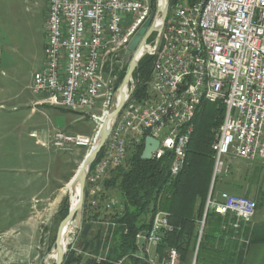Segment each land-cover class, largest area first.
<instances>
[{"label":"built area","instance_id":"obj_1","mask_svg":"<svg viewBox=\"0 0 264 264\" xmlns=\"http://www.w3.org/2000/svg\"><path fill=\"white\" fill-rule=\"evenodd\" d=\"M47 1L45 65L32 76L30 91L42 104L84 113L94 122L92 135L56 130L51 137L58 151L85 148L89 152L100 125L116 106L120 86L114 72L116 57L127 51L161 1ZM155 22H161L160 15ZM162 38L165 45L160 51ZM141 52L153 57L149 92L137 98L128 86L126 104L88 172L83 203L110 213L123 208L120 200L106 195L104 183L147 137L160 145L152 158L160 160L170 153L171 173L178 174L194 130L192 121L203 102L225 109L212 146V184L228 157L264 164V0L170 2L160 35ZM132 84L136 89L134 78ZM209 211L237 218L238 229L240 222L250 223L258 210L252 198L213 194L212 189L200 237ZM171 229L168 214L158 212L138 255L157 264L153 250ZM179 260L180 254L171 249L160 264H179Z\"/></svg>","mask_w":264,"mask_h":264},{"label":"trees","instance_id":"obj_2","mask_svg":"<svg viewBox=\"0 0 264 264\" xmlns=\"http://www.w3.org/2000/svg\"><path fill=\"white\" fill-rule=\"evenodd\" d=\"M176 1L192 5L198 0ZM156 36L157 34H153L148 43L153 42ZM152 64L153 57L149 55L140 61L133 74L136 84L134 97L141 98L149 92ZM126 72L127 67L119 73L118 85L123 81ZM224 114L223 105L201 103L192 121L194 130L187 147L185 166L177 175L171 174L170 153L160 160L142 158L145 142L136 149L124 166L109 174L104 188L106 191H117L123 208L110 213L101 207L90 214L85 208L83 225L89 223L90 230L83 236L84 243L81 248L84 251L99 256L103 240L102 227L96 226L97 230L92 234L94 224L98 221L112 224L108 228L111 246L106 259L99 262L89 259L87 264H147L138 255V235L151 230L158 212L168 214V222L172 228L166 232L162 243L157 247L160 261L171 249H175L180 254V264H190L195 254L196 264H240L250 245L264 242V235L262 237L257 234L260 231H257L255 224L240 222L237 229L234 227L237 221L235 217L221 216L209 211L197 246L198 226L203 221L214 172L215 152L212 146L218 138L216 129L222 124ZM243 161L251 166H239L240 173L229 166L217 175L213 194L222 189H232L239 195L251 197L262 180L264 164L260 160ZM71 175L73 177L74 173ZM256 195L254 200L257 210H260L264 207V191L259 190ZM84 207H87L86 203ZM58 213L61 215L62 212ZM59 218L63 219L64 214ZM261 227L264 225L259 226ZM68 258L64 264L79 263L83 259L72 251Z\"/></svg>","mask_w":264,"mask_h":264},{"label":"rangeland","instance_id":"obj_3","mask_svg":"<svg viewBox=\"0 0 264 264\" xmlns=\"http://www.w3.org/2000/svg\"><path fill=\"white\" fill-rule=\"evenodd\" d=\"M3 3L0 4V42L3 52L0 59V103L3 105L0 107V264H46V258L56 249L58 229L68 216L69 195L71 194L72 197L74 195V189H67V185H69L67 181L72 179L70 174L76 173L88 150L79 148L70 152L61 151L64 152V159L61 157L60 161L64 160V163H69L58 167V174L61 175L64 172L65 177L61 182L63 188L54 195H50L48 198L37 197L30 202H11L9 195L6 198L7 194L14 193L19 186L20 179L25 176L18 168L32 165L29 163L34 157L28 156L27 153L23 154L25 149L31 145L29 143L24 145L25 140L21 139L20 135L26 137L39 119L28 120L29 110L19 108L17 111H12L11 104L23 102L28 98L35 99L29 86L32 76L39 70L41 61L44 59V45L47 36L45 23L48 20L49 5L47 0H3ZM131 58L132 56L126 59V52H120L115 60L117 63L114 65V72L119 75L123 68L127 67L128 69ZM117 69L118 71H116ZM8 98L13 99L7 100ZM40 109L46 115H51L54 118L58 114L54 112L55 109L47 107ZM77 114L84 118L77 125L85 127L86 132H91L94 127L92 120L87 119L89 117L84 113ZM40 116L41 120L45 122L46 119L42 112ZM57 117L56 124L59 128H64L67 118L61 114ZM220 126L216 129V137L219 135ZM75 131L77 129L71 131L72 134H75ZM35 159L36 166L40 164L41 167H47V170L56 169V159H51L43 152L37 154ZM61 164L63 165V163ZM233 165L251 166L242 159L228 157L224 161V170ZM27 179L29 182L32 178L27 176ZM210 185L211 188L214 186L212 183ZM259 190L264 191V172L260 185H257L256 190L248 198L256 199V193L258 194ZM105 193L113 195L118 200L121 198L116 190H105ZM86 206L82 211V225L77 228L76 234L69 242L64 262L71 251L76 256L83 258L79 263L73 264H87L89 259H106L109 252L111 246V234L108 229L111 223L109 222L98 221L94 224L92 234L96 232L98 226L102 227L103 240L99 256L92 255L78 247L79 239H84L82 235L84 210L86 208L88 214L95 211L91 210L88 203ZM59 211L62 212L61 215L64 214L63 219L59 218L61 216ZM24 214L27 217L22 219ZM250 223L254 224V219ZM194 260L195 256L193 264Z\"/></svg>","mask_w":264,"mask_h":264},{"label":"crops","instance_id":"obj_4","mask_svg":"<svg viewBox=\"0 0 264 264\" xmlns=\"http://www.w3.org/2000/svg\"><path fill=\"white\" fill-rule=\"evenodd\" d=\"M1 3H3V0H0V4ZM3 5L5 4L3 3ZM46 23H45V29H46ZM46 40H47V36H46ZM45 46H46V43L44 45V59H42L41 61L39 70H41L45 65ZM2 56H3V52H2V45L0 42V59L2 58ZM29 89H30V86H29ZM34 97L35 99L28 98V99H25L23 102L21 101L19 103L13 102L11 104L13 106V109H11L12 111H17L19 110V108H24V109L29 110V113L27 115L28 120H33L35 118L39 119L36 121L34 127L31 128L30 132L26 135V137L20 135L21 139L25 140L24 145L28 143L31 145L30 147L26 146L27 149H25L23 154L27 153L28 156L31 155L32 157L33 156L34 157L32 158L31 163H29L32 165H27L25 167L18 168V170L24 173L25 176L22 179H20L19 186L18 188L15 189L14 193L12 192L6 195V198H8V195L9 197H11V200H10L11 202H22V201L30 202V201L35 200L37 197L48 198V196L54 195L59 190H61V188H63V184L61 185V182H63L62 180L65 177V173L62 172V174L59 175L58 167H60V165L65 166L69 162L64 163L63 162L64 160L60 161V159L62 158L64 159V156H63L64 152L62 153L61 151H58L57 149H55V147H53L51 143V137L54 131L61 130L66 133L72 134L73 130L77 129V131H75L76 132L75 134L92 135L95 130L94 122H92L94 124V127L92 128L91 132H88V131L86 132L87 129L85 127L77 125L84 120V118H82L83 116L80 117L76 113H73V112H70L64 109H60V108L51 107L46 104H42L40 97H36V96ZM15 98H17V96H15ZM9 99H13V98H8L7 100ZM2 106L3 105L0 103V107ZM45 107L50 108V109H55L54 112L58 113L56 114L55 118L52 117L51 115L50 116L46 115V113L40 109V108H45ZM41 112L45 116V119H46L45 122L41 120V116H40ZM60 114L64 115L67 118L66 126L64 128H59L55 122L56 119L58 118L57 116H60ZM80 149L84 150V148H80ZM40 152H43L47 156H50L51 159L53 158L56 159L57 161L56 169L57 170L56 169L47 170V167H41L40 164L38 166L35 165L36 159H37V158L35 159V157ZM38 162L40 161L38 160ZM61 163H63V165ZM232 167L236 168V172L238 173L241 172V168H239L238 165H233ZM222 171H225V170H222ZM27 173L29 174L27 175ZM27 176H30L32 178L31 181L28 182ZM227 191L231 194L239 195L236 193V191L232 189H227V190L222 189L218 191L217 194L220 195L221 192H227ZM110 196L114 197L113 195H110ZM14 197H15V200H14ZM26 217L27 215L24 214L21 218L23 219ZM254 224L257 226V231H260V232H257V234H260L263 237L264 227L259 228V226L264 225V207L257 211L256 216L254 218ZM199 226H198V233H199ZM153 253H154V257L156 258L157 264H160L161 261H160L159 254L157 253V248L153 250ZM190 264H193V261L190 262ZM240 264H264V242H260V243L257 242V243L250 245Z\"/></svg>","mask_w":264,"mask_h":264},{"label":"water","instance_id":"obj_5","mask_svg":"<svg viewBox=\"0 0 264 264\" xmlns=\"http://www.w3.org/2000/svg\"><path fill=\"white\" fill-rule=\"evenodd\" d=\"M161 4L158 6L157 12H154L150 15V17L145 21L143 26L138 30V32L133 36L128 49L126 51V59L132 56L126 75L120 84L118 90H117V102L114 110L108 115L104 120L103 123L100 125V128L97 132L95 142L93 147L89 150V152L86 154L83 161H81V165L78 167L76 173L72 177L70 181H68V184L71 185V187H75L76 185H79V199L76 206L69 208V213L67 218L61 223L57 238H56V262L55 264H63L65 255L68 252V246L66 248H62L60 244L61 236L64 232L65 227L72 223L73 221L76 223L77 228H80L82 225V211L84 208V193H85V187H86V179L88 172L91 168V165L93 162H95V159L97 158L98 154L104 147L110 132L113 128L114 123L116 120H118V116L121 113V111L124 108V105L126 104L127 100V89L128 86H130L131 90L130 93L134 92L135 86L132 84L133 81V74L136 71L140 61L146 56V52H141L144 47H146V44L148 43V40L150 37L156 33L162 31V28L164 26V23L166 21L167 15H168V8L170 4V0H160ZM171 3H176V0H171ZM161 16V22L160 25L157 26L155 20L158 16ZM165 45V39H161V45H160V51L163 50ZM159 145V141L152 138L147 137L145 139V149L142 154V158L144 160H152V154L157 150ZM90 230V224H85L83 226L82 235L86 236L89 233ZM148 236L147 232H142L141 238L139 240L138 245L140 247H143L145 244V238ZM78 247L81 248L84 239H79Z\"/></svg>","mask_w":264,"mask_h":264},{"label":"bare ground","instance_id":"obj_6","mask_svg":"<svg viewBox=\"0 0 264 264\" xmlns=\"http://www.w3.org/2000/svg\"><path fill=\"white\" fill-rule=\"evenodd\" d=\"M170 2H171V0H170ZM177 2V1H176ZM171 4H173V3H171ZM160 25V23H157V26H159ZM160 33H161V31L160 32H156V33H154V34H157V36H159L160 35ZM144 149H145V146H144ZM187 153V152H186ZM152 160H153V158H152ZM185 162H186V157H185ZM184 166H185V163H184ZM184 166H183V168H184ZM170 168H171V165H170ZM182 168V169H183ZM171 170V169H170ZM182 171V170H181ZM180 171V172H181ZM172 174V173H171ZM173 175V174H172ZM177 175V174H176ZM69 188H71V189H74L75 191H74V195H73V197L71 196V194L69 195V198H70V206L71 207H74V206H76V204L78 203V199H79V185H76L75 187H71V185L69 184V185H67V189H69ZM213 189V187L210 189V190H212ZM166 214V213H165ZM202 222L200 223V230H201V228H202ZM204 225H205V220H204ZM203 229H204V226H203ZM199 230V231H200ZM76 231H77V225H76V223L73 221L72 223H69L66 227H65V229H64V232H63V234H62V236H61V240H60V244H61V246H62V248H66L70 243V241H71V238H72V236L73 235H75L76 234ZM148 233V232H147ZM203 233V232H202ZM149 234V233H148ZM166 234V233H165ZM148 237V236H147ZM146 237V238H147ZM145 238V239H146ZM200 240H201V237L199 236L198 237V243H200ZM198 246H199V244H198ZM54 251V250H53ZM196 253H197V249H196ZM56 252L54 251L51 255H48V257L46 258V260H45V263L46 264H53V263H55L56 262ZM179 264H180V260H179ZM194 264H196V254H195V260H194Z\"/></svg>","mask_w":264,"mask_h":264}]
</instances>
